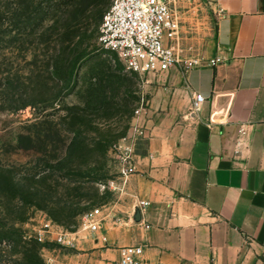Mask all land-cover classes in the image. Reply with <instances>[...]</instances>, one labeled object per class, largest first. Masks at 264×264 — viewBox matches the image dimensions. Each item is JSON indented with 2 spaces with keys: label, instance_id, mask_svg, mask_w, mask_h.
I'll return each instance as SVG.
<instances>
[{
  "label": "rangeland",
  "instance_id": "1",
  "mask_svg": "<svg viewBox=\"0 0 264 264\" xmlns=\"http://www.w3.org/2000/svg\"><path fill=\"white\" fill-rule=\"evenodd\" d=\"M113 2L0 0V12L15 21L11 28L1 19L14 48L1 45L0 61L18 75L19 92L31 101L18 110L0 109V166L16 177L12 194L0 193V264H28L24 253L35 245L34 264H118L119 257L104 252L112 248L107 241L81 225L95 207L126 199L120 146L158 84L148 81L150 74L127 70L102 45L100 27ZM172 7L184 55L205 57L215 37L216 1L172 0ZM105 140L111 145L103 152L98 142ZM61 231L74 244L60 242Z\"/></svg>",
  "mask_w": 264,
  "mask_h": 264
},
{
  "label": "crops",
  "instance_id": "2",
  "mask_svg": "<svg viewBox=\"0 0 264 264\" xmlns=\"http://www.w3.org/2000/svg\"><path fill=\"white\" fill-rule=\"evenodd\" d=\"M216 6L203 64L149 75L137 171L106 208L113 259L142 245L143 264H264V0Z\"/></svg>",
  "mask_w": 264,
  "mask_h": 264
},
{
  "label": "built area",
  "instance_id": "3",
  "mask_svg": "<svg viewBox=\"0 0 264 264\" xmlns=\"http://www.w3.org/2000/svg\"><path fill=\"white\" fill-rule=\"evenodd\" d=\"M100 41L105 48L118 54L127 70L140 75H159L172 68L188 71L201 66L204 60L200 56L184 55L172 0H114L104 15ZM210 63L216 65L218 59H213ZM206 100L203 94L197 93L193 107L199 109ZM142 109L137 110L133 134L126 138L128 143L120 146L121 176L125 182L137 171L136 146L140 139L147 137L146 126L140 122ZM149 205V201L140 200L138 209L143 212ZM106 211L104 206H100L86 213L81 228L107 241L108 237L103 233L108 218ZM46 227L52 231L50 224ZM39 238L43 239L41 232ZM57 239L68 244H74L75 241L74 238L69 239L68 233L63 231L58 233ZM143 252L142 245L123 246L120 248L118 264H143Z\"/></svg>",
  "mask_w": 264,
  "mask_h": 264
},
{
  "label": "trees",
  "instance_id": "4",
  "mask_svg": "<svg viewBox=\"0 0 264 264\" xmlns=\"http://www.w3.org/2000/svg\"><path fill=\"white\" fill-rule=\"evenodd\" d=\"M9 12H10L9 14H11L12 16L14 15L13 12L11 11ZM6 15L5 13L3 14L0 12V22H1V19L4 18L7 21L8 26L13 28L15 26V21L13 20L14 17H8ZM28 21H29V16H26L24 26H27ZM5 42H7V45H4V46H7L6 48H9L8 49L9 51L12 48H14V36L12 35V33L6 34L5 30H0V46L5 44ZM66 48H69V46H67ZM110 76H114V77L118 76V78L122 80L126 79V77L121 76V75H116L114 73L110 74ZM16 77H18V75L14 73L12 69H8L7 71H5V68L2 67V63L0 61V109L1 110L7 109L10 111H14V110H18L19 108L26 107L27 105L31 103L29 97L25 96V94H27L26 91L21 92V93L19 92L18 85H17L18 78ZM23 85L26 86V84H23ZM74 143L76 144V140H73L72 144ZM98 144L102 146L103 152H106L111 145V141L105 140V141L98 142ZM67 177L68 175L65 176V178ZM15 187H16V177H15L14 172L10 168L1 165L0 166V193L4 194L3 196L11 195ZM32 252H34V254L36 253V255H38L39 257V250H38L37 245L34 246V249L27 248V252L24 253L25 255L24 258L25 260H27L28 264H34L31 259L32 255L30 254Z\"/></svg>",
  "mask_w": 264,
  "mask_h": 264
},
{
  "label": "water",
  "instance_id": "5",
  "mask_svg": "<svg viewBox=\"0 0 264 264\" xmlns=\"http://www.w3.org/2000/svg\"><path fill=\"white\" fill-rule=\"evenodd\" d=\"M138 218V217H137Z\"/></svg>",
  "mask_w": 264,
  "mask_h": 264
}]
</instances>
